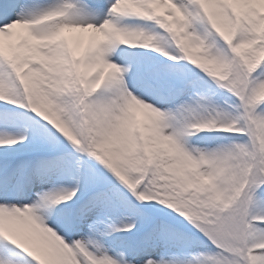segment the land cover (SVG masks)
I'll return each instance as SVG.
<instances>
[{
  "label": "snow or ice",
  "instance_id": "snow-or-ice-1",
  "mask_svg": "<svg viewBox=\"0 0 264 264\" xmlns=\"http://www.w3.org/2000/svg\"><path fill=\"white\" fill-rule=\"evenodd\" d=\"M0 264H264V0H0Z\"/></svg>",
  "mask_w": 264,
  "mask_h": 264
}]
</instances>
